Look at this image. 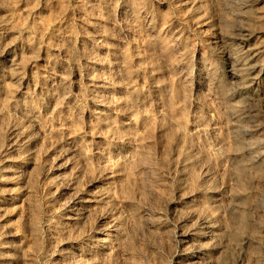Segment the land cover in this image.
<instances>
[{"label": "rangeland", "instance_id": "1", "mask_svg": "<svg viewBox=\"0 0 264 264\" xmlns=\"http://www.w3.org/2000/svg\"><path fill=\"white\" fill-rule=\"evenodd\" d=\"M257 11L264 0H0V264H257L235 245L264 242V167L233 165L226 96H244L222 54L264 46ZM257 111L245 140L259 154ZM236 199L244 226L223 209ZM213 237L232 251L210 253Z\"/></svg>", "mask_w": 264, "mask_h": 264}, {"label": "bare ground", "instance_id": "2", "mask_svg": "<svg viewBox=\"0 0 264 264\" xmlns=\"http://www.w3.org/2000/svg\"><path fill=\"white\" fill-rule=\"evenodd\" d=\"M227 2V1H226ZM233 2V0H232ZM229 3V2H228ZM231 3V2H230ZM240 4V3H239ZM242 5V4H241ZM232 7V6H231ZM254 10V9H253ZM230 12V11H229ZM232 12V11H231ZM238 12V9H237ZM241 12V11H240ZM254 12V11H253ZM242 16V14H241ZM237 17V16H236ZM250 17V16H249ZM248 17V18H249ZM252 18L256 19L257 21L263 20L264 19V11L260 12L257 11L254 15H252ZM240 19V18H239ZM245 19V17L243 18ZM242 20V19H241ZM255 20V21H256ZM246 21V19H245ZM251 21V20H250ZM243 22V21H242ZM241 22V24H242ZM248 23V22H247ZM244 24V23H243ZM248 29V28H247ZM253 30V29H252ZM251 31V30H250ZM247 33V32H246ZM241 35V34H240ZM217 37V36H216ZM237 38V37H236ZM243 38V37H242ZM255 38V37H254ZM233 39V38H232ZM220 40V39H219ZM223 40V39H222ZM224 42V41H223ZM231 42V41H230ZM235 42V41H234ZM241 42V41H240ZM243 42V43H242ZM241 42V44H232V43H226L225 41V45L222 48V54H224L226 60H224V65H225V71L228 74L227 79L229 80V87L232 88L233 92L235 94H242L244 96V102H238V100L240 99V97H238L239 99L236 101L235 95L233 94H228L226 96V106L229 109L228 111H232V116L233 118L230 119L229 116V127L227 125V128L229 130H231L232 135L234 134L235 137V145H236V149L234 151V164L235 168L237 170V172L239 173V175H241V173L245 170H254L256 173H258L260 171V168L264 167V152L259 153L256 151V147L255 144L253 143V139L250 140V134L249 132H251L248 128H249V123L250 121L249 118L252 117L253 115H255V113H257V109H264V59L261 60L263 58V53H264V49L262 47V45L257 44V43H249L248 40L246 41L245 39H243ZM219 54V53H218ZM219 56V55H218ZM222 61V60H221ZM224 71V72H225ZM227 76V75H226ZM230 88V89H231ZM239 96V95H238ZM258 100L260 102V107L258 106V108H256V103L254 104V102ZM252 104H250V103ZM222 103V102H221ZM223 106V107H224ZM227 111V110H226ZM230 114V113H229ZM231 115V114H230ZM258 117V116H257ZM259 119V118H258ZM249 122V123H248ZM252 122V121H251ZM255 122V121H254ZM257 122V121H256ZM253 124V122H252ZM250 124V125H252ZM258 124V123H257ZM263 124V123H262ZM264 125V124H263ZM252 128V126H250ZM255 127V126H254ZM262 128V126H261ZM227 129V130H228ZM261 131V130H260ZM202 132V131H201ZM205 132V131H204ZM258 132V131H257ZM261 133V132H260ZM259 133V134H260ZM263 133V132H262ZM203 134V132H202ZM207 134V133H206ZM231 134V133H230ZM256 134V133H254ZM249 135V137H247L249 140H245V136ZM253 135V134H252ZM255 136V135H254ZM253 137V136H251ZM257 137V135L255 136ZM231 138V137H230ZM215 139V138H214ZM220 139V138H219ZM222 139V138H221ZM232 139V138H231ZM260 139V138H259ZM212 140V139H211ZM218 141V139H216ZM226 140V139H225ZM222 142V141H220ZM257 142V141H256ZM219 143V142H218ZM224 143V142H223ZM217 144V142L215 143ZM220 144V143H219ZM218 144V147L220 146ZM222 144V143H221ZM233 144V143H232ZM226 145V144H225ZM264 145V144H263ZM217 146V145H216ZM224 146V145H222ZM261 146V145H260ZM221 147V146H220ZM217 149V148H216ZM223 149V148H222ZM231 151V150H230ZM259 151V150H258ZM232 153V152H231ZM230 153V154H231ZM227 156V155H226ZM181 157V156H180ZM230 158L233 159V157L230 156ZM188 161V160H187ZM233 162V161H232ZM234 168V169H235ZM262 170V169H261ZM262 172V171H261ZM229 173V172H228ZM233 174V173H232ZM231 177V176H230ZM242 177V175H241ZM236 178V177H235ZM231 179V178H230ZM236 181V180H235ZM262 186L264 187V175L262 177V181H260ZM253 184V183H251ZM257 184V183H256ZM254 185V184H253ZM252 186V185H250ZM258 187V186H257ZM260 188V187H259ZM230 189V188H229ZM261 190V189H260ZM262 193L264 192V190H261ZM216 192V191H215ZM240 192V190H239ZM218 194V193H217ZM225 195V194H224ZM260 195V194H259ZM258 195V196H259ZM229 196V195H228ZM257 196V195H256ZM257 196V197H258ZM263 197V196H262ZM261 197V198H262ZM221 199V198H220ZM235 200V199H234ZM237 201L235 202H229V206L225 209V213L228 217V221L230 222V224L234 221H238L240 222L241 226H244V224H246V222L248 221L246 215L247 214V208H245L243 205V203L241 202L240 199H236ZM196 202V201H195ZM200 202V201H199ZM260 202V201H258ZM198 203V202H197ZM219 204V203H218ZM225 204V203H224ZM222 205V204H221ZM258 205V204H257ZM193 208V207H192ZM220 208V207H219ZM222 209V208H221ZM223 209H222V213H223ZM252 210V208H251ZM258 209L256 208V211ZM251 212V211H250ZM203 213V212H201ZM195 214V213H194ZM206 215V214H203ZM202 215V216H203ZM252 217V216H251ZM201 218V216H200ZM226 218V217H225ZM216 219V218H215ZM224 219V218H223ZM227 220V219H226ZM208 221V220H207ZM197 222V221H196ZM218 222V221H216ZM202 224H205L201 222ZM200 223V224H201ZM208 223V222H206ZM251 223V222H250ZM255 223V222H254ZM210 224V222H209ZM206 225V224H205ZM249 225V224H248ZM203 226V225H202ZM191 227V226H190ZM205 227V226H203ZM201 227V228H203ZM211 228V227H210ZM209 228V229H210ZM237 228V227H236ZM235 228V229H236ZM208 229V230H209ZM213 229H216L215 227ZM212 229V230H213ZM219 231L222 228H218ZM217 229V230H218ZM234 229V228H233ZM191 230V229H190ZM211 230V229H210ZM205 231V230H203ZM215 231V230H214ZM223 232V231H222ZM221 232V233H222ZM225 232V231H224ZM223 232V233H224ZM190 233V232H189ZM240 233V232H239ZM203 234V232H202ZM210 234H212L210 232ZM215 234V233H214ZM187 237V236H186ZM258 237V236H257ZM264 237V236H263ZM262 237V238H263ZM199 238V235H198ZM214 238V237H213ZM219 238V236H218ZM221 238V237H220ZM219 238V240H220ZM224 238V237H223ZM252 238V237H251ZM260 238V237H259ZM211 239V238H210ZM225 239V238H224ZM223 239V240H224ZM227 239V237H226ZM226 239L224 241V243L226 242ZM254 239V238H253ZM256 239V238H255ZM205 240V239H204ZM219 240L217 238H214V244L212 247H210L211 249H209V252L212 253L214 252V249L216 250V248L218 247L219 253L221 255L224 256V253L230 251L231 249H226L225 252V245H223V243H220L222 241L219 242ZM260 240V239H259ZM211 241V240H210ZM244 241V240H243ZM201 242V241H200ZM229 242V241H228ZM196 243V242H195ZM206 243V242H205ZM264 243V242H263ZM262 243V241H251L248 240L246 242H240L237 246V248H239V257L240 254L244 251V254H246V256H248L250 253L252 254H256V260H257V264L259 262L264 263V244ZM200 244V243H199ZM212 244V243H211ZM201 245V244H200ZM229 245V244H228ZM195 246V245H194ZM234 246V249H235ZM197 247V246H196ZM228 247V246H227ZM226 247V248H227ZM200 248V247H199ZM230 248V247H229ZM233 248V247H232ZM204 249V248H203ZM197 250V249H196ZM217 251V250H216ZM232 251V250H231ZM230 251V252H231ZM235 251V250H234ZM233 251V252H234ZM233 252L231 254H233ZM236 252V251H235ZM238 252V251H237ZM238 254V253H237ZM243 254V255H244ZM195 255V254H194ZM218 255V253L216 254ZM220 255V256H221ZM241 255V256H243ZM250 255V256H251ZM196 256V255H195ZM214 256V253L212 255V257ZM243 256V257H246ZM211 257V258H212ZM184 258V257H183ZM206 258V257H205ZM226 258V256H225ZM230 258V257H229ZM234 258V257H233ZM251 258H253V256H251ZM250 258V259H251ZM222 260L224 259L223 257L221 258ZM238 259V258H236ZM245 259V258H244ZM216 260V259H215ZM214 260V262H215ZM226 260V259H225ZM256 260H254L256 262ZM203 261V260H202ZM206 261V260H205ZM204 261V262H205ZM213 261V260H212ZM211 261V262H212ZM247 261V259L245 260ZM259 261V262H258ZM183 262V261H182ZM185 262V261H184ZM189 262V261H188ZM195 263V262H194ZM234 263V261H233ZM239 263V262H238ZM260 263V264H261ZM185 264V263H184ZM212 264V263H211ZM242 264H244V262H242ZM247 264H252V260L247 261ZM254 264V263H253Z\"/></svg>", "mask_w": 264, "mask_h": 264}]
</instances>
